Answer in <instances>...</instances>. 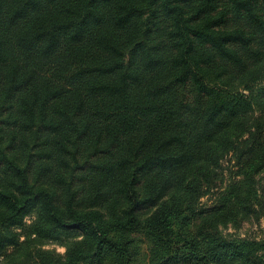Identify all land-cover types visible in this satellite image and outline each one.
<instances>
[{
    "label": "trees",
    "instance_id": "1",
    "mask_svg": "<svg viewBox=\"0 0 264 264\" xmlns=\"http://www.w3.org/2000/svg\"><path fill=\"white\" fill-rule=\"evenodd\" d=\"M261 221L264 0H0V264H264Z\"/></svg>",
    "mask_w": 264,
    "mask_h": 264
},
{
    "label": "rangeland",
    "instance_id": "2",
    "mask_svg": "<svg viewBox=\"0 0 264 264\" xmlns=\"http://www.w3.org/2000/svg\"><path fill=\"white\" fill-rule=\"evenodd\" d=\"M224 166L230 167V166H232V162L230 164L225 163ZM220 200H221V196H218L217 194H213V195H209V196L204 197L202 199V203H204L206 205H211L214 202H218ZM31 221H32V218L28 217L25 219V224L28 226V225H30ZM228 231L231 233L234 232L233 229H229ZM263 231H264V221H261L259 225H257L256 223H247L246 222L242 225L240 230L236 233L238 235H241V236L260 238V237L264 236ZM63 243H64V241H63ZM41 244H42V248L47 249V250H54L60 254H63L65 251L64 248L61 247L60 242L43 241V242H41ZM0 261H1V259H0Z\"/></svg>",
    "mask_w": 264,
    "mask_h": 264
}]
</instances>
